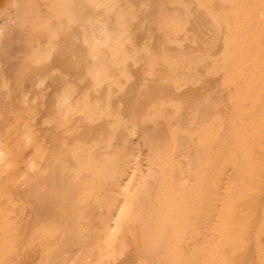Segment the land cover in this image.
<instances>
[{
    "label": "bare ground",
    "instance_id": "6f19581e",
    "mask_svg": "<svg viewBox=\"0 0 264 264\" xmlns=\"http://www.w3.org/2000/svg\"><path fill=\"white\" fill-rule=\"evenodd\" d=\"M0 264H264V0H7Z\"/></svg>",
    "mask_w": 264,
    "mask_h": 264
},
{
    "label": "rangeland",
    "instance_id": "374dc122",
    "mask_svg": "<svg viewBox=\"0 0 264 264\" xmlns=\"http://www.w3.org/2000/svg\"><path fill=\"white\" fill-rule=\"evenodd\" d=\"M6 2H7V0H3L2 2H1V4H0V11L1 10H3L4 8H5V4H6ZM18 91V90H17ZM4 94H6V93H4ZM1 97H3V96H1ZM4 98V97H3ZM2 99V98H1Z\"/></svg>",
    "mask_w": 264,
    "mask_h": 264
}]
</instances>
